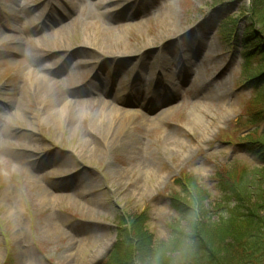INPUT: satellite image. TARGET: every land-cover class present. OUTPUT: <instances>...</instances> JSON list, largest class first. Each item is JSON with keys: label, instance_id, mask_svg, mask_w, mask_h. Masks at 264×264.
Masks as SVG:
<instances>
[{"label": "rangeland", "instance_id": "1", "mask_svg": "<svg viewBox=\"0 0 264 264\" xmlns=\"http://www.w3.org/2000/svg\"><path fill=\"white\" fill-rule=\"evenodd\" d=\"M101 2L0 0V264H103L125 229L157 264L137 229L169 243L182 182L214 201L258 168L242 142L264 141V0ZM99 98L138 113L107 147L90 140Z\"/></svg>", "mask_w": 264, "mask_h": 264}, {"label": "trees", "instance_id": "2", "mask_svg": "<svg viewBox=\"0 0 264 264\" xmlns=\"http://www.w3.org/2000/svg\"><path fill=\"white\" fill-rule=\"evenodd\" d=\"M242 143L258 161V168L250 175L243 172L235 183L218 179L219 195L214 201L199 185L182 182L181 196L170 197L177 217L170 225L169 243L155 244L143 227L137 229L147 235V249L169 256L165 262L160 256L159 264H264V141L259 138ZM136 221L144 224L143 219ZM139 237L135 231L128 235V229L121 230L118 243L103 264H138ZM10 260L8 255L5 264H11Z\"/></svg>", "mask_w": 264, "mask_h": 264}, {"label": "bare ground", "instance_id": "3", "mask_svg": "<svg viewBox=\"0 0 264 264\" xmlns=\"http://www.w3.org/2000/svg\"><path fill=\"white\" fill-rule=\"evenodd\" d=\"M108 2V0H103V2H101L102 4H106ZM102 4H98V5H102ZM53 10V5H51L50 8V12ZM164 13H161L160 15H163ZM56 22L58 23V21L56 20ZM63 22V19H62ZM87 26H93L98 30V37L100 39V41L98 42L101 43V38H110L112 41L115 42H119V38H115L118 34H113L111 35L113 32H116L119 29L120 26H113L112 24H108V23H100L97 19L94 20L93 22L89 23ZM68 30L67 28L61 29L60 31H58V35L63 38L65 35V31ZM99 33H105V34H99ZM107 35V36H104ZM96 38V39H97ZM149 46H151L150 44H145V46H143L141 51H144V54H146L147 56H153V54H151V50L150 48H148ZM96 47V46H95ZM127 52V51H125ZM125 52H121V53H115L114 55H117L116 58H119L118 60H122L123 58H125L127 55H130V52L127 54ZM131 55H134L133 53H131ZM192 66V65H191ZM56 83H52L51 87L52 89H56ZM107 95V93H105ZM116 100V99H115ZM96 102V101H95ZM85 103H88L85 102ZM97 106V112H96V116L93 118V123H92V127L93 129H96V133H92L90 132L91 138L90 140L93 142L91 145H95L97 147H107L109 145H111V141L109 139L111 133H112V129L115 125H117V119L119 117H137L138 113L137 112H131V111H125L122 108L116 107L112 102H109L105 99H98ZM51 109L55 111V114L59 115L60 121L63 120L64 118H66L68 112L71 109H76V107L78 106V104H75L72 101H69L68 98H66V100L64 101H54L52 100L50 103ZM149 112V111H148ZM151 112V111H150ZM170 111L167 110L165 112H163V115L160 117V119L162 117H165ZM77 114V110H75L74 115ZM144 122L146 123H152V120L147 119V118H143ZM135 145L137 146H141L142 143L140 141H135L134 143H132L130 146L133 148Z\"/></svg>", "mask_w": 264, "mask_h": 264}]
</instances>
